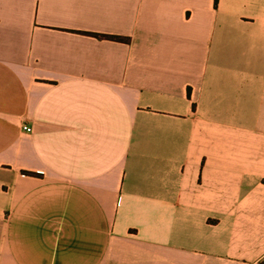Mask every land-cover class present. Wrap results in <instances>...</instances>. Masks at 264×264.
<instances>
[{"label": "crops", "instance_id": "1", "mask_svg": "<svg viewBox=\"0 0 264 264\" xmlns=\"http://www.w3.org/2000/svg\"><path fill=\"white\" fill-rule=\"evenodd\" d=\"M263 179L264 0H0V264H264Z\"/></svg>", "mask_w": 264, "mask_h": 264}, {"label": "built area", "instance_id": "2", "mask_svg": "<svg viewBox=\"0 0 264 264\" xmlns=\"http://www.w3.org/2000/svg\"><path fill=\"white\" fill-rule=\"evenodd\" d=\"M22 129L26 132H31L32 131V126L29 124H23Z\"/></svg>", "mask_w": 264, "mask_h": 264}, {"label": "trees", "instance_id": "3", "mask_svg": "<svg viewBox=\"0 0 264 264\" xmlns=\"http://www.w3.org/2000/svg\"><path fill=\"white\" fill-rule=\"evenodd\" d=\"M110 36H112V37H118V38H120L119 36H116V35H110ZM263 182H264V179H263Z\"/></svg>", "mask_w": 264, "mask_h": 264}]
</instances>
